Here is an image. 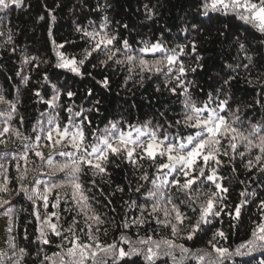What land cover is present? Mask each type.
I'll use <instances>...</instances> for the list:
<instances>
[{
  "label": "trees",
  "instance_id": "obj_1",
  "mask_svg": "<svg viewBox=\"0 0 264 264\" xmlns=\"http://www.w3.org/2000/svg\"><path fill=\"white\" fill-rule=\"evenodd\" d=\"M108 7L97 11V5ZM59 5V6H57ZM148 5L154 10L151 19L147 18L144 6ZM49 10L55 15V21L51 20ZM108 16L109 22L107 31L117 36L115 47H121L119 41L127 39L133 50L142 46L141 41L155 42L161 40L167 48H174L177 45L189 44L195 42L197 51L191 52L190 47L185 49L181 59L185 67H196L195 72L189 71L186 76L187 81H191L190 94L192 99L201 105L207 101V94L216 96V90L219 89L229 75L237 78L231 85L225 89L229 93V109L225 115H230L237 107L240 108L239 116L240 127L242 131L249 129L250 124L264 122V100L261 95L264 94V33L259 32L254 27L238 20L234 15H225L221 12H209L207 16L202 14L201 0H24L23 6L13 8L11 11L0 12V19L6 20L0 23V94H3L9 100L18 99L17 112L9 122L13 129H18L22 136L35 137L39 131L33 132L37 126V121L41 120L46 126L48 115L59 113V121L63 125L68 117L64 110L66 107H72L75 111L81 108L88 110L94 107L96 111H86L88 119L92 121L91 127H86L85 132L91 139L93 129H104L109 122H118L122 128H127L128 124L142 125L146 121H151L153 125L165 124V120L173 121L182 118L184 111L182 106V96H174L165 87V76L160 74L143 73V81L140 82L139 69L131 72L132 79H128L129 65L116 64L108 61L101 65L100 61L105 59L102 53H93L85 61L82 71L85 73L82 77L77 76L67 69L57 67V57L55 54L52 40L57 43L64 41H73L74 45L66 44L62 51L66 55L82 57L84 49L89 45L81 39L80 34L75 32L77 24L89 27H97L103 22V17ZM41 16L43 20L39 19ZM89 22H92L90 25ZM197 25V29H192L191 25ZM124 25L128 27L125 28ZM51 28V37L49 29ZM187 28V32L184 29ZM11 29L12 42L8 43L7 33ZM243 42L246 45L247 55L251 56L252 63L247 69L243 67L248 64L245 53L240 51L238 43ZM12 48L16 51L13 53ZM137 55H139L137 53ZM158 55L152 53L144 54V58L153 60ZM197 56L202 57L199 63L203 67H197ZM25 57H35L32 63H24ZM117 59H123L122 54L117 53ZM39 67H36V65ZM95 65V67H93ZM226 65H232L235 71L230 70ZM239 65V67H237ZM20 75H17V73ZM90 73L91 75H88ZM45 74L47 80L44 79ZM27 76L28 83L24 84L22 77ZM109 79V88H102L97 82L104 77ZM127 81V82H126ZM248 81H252L249 83ZM51 84H56L61 92L73 91L76 95L69 98L61 95L58 104L61 107L55 110L47 106L39 97L35 95L40 91L44 100H48L54 93ZM175 86V85H172ZM157 87L160 91L157 92ZM88 89H92V95L89 96ZM179 92L180 89L178 88ZM219 99H225L224 92H221ZM260 100L261 103H254ZM99 101L97 105L95 102ZM217 100L209 102L210 107H215ZM0 111L7 112V105L0 104ZM45 113L42 117L40 114ZM160 113H164L161 117ZM23 117L21 122L20 117ZM6 125L5 119L0 117V129ZM166 128V125H165ZM172 131L171 129H167ZM184 135L193 130L181 129ZM0 139L6 141L0 144V154L10 152L12 155L22 153L23 144L31 141H21L13 132L0 135ZM42 143L44 141L42 140ZM223 143V142H222ZM226 146V143H225ZM243 151V148H240ZM45 156L49 149L43 148ZM256 153L253 151L252 156ZM248 158H251L249 156ZM54 159L62 161L63 158L54 156ZM227 160L226 157L222 158ZM107 177H92L89 172L81 177L85 188L88 189L87 195L90 197V204L95 212L100 214L105 223L101 225V231L97 235L103 245L119 241L121 235L127 236L133 244L143 237L151 236L154 240L171 239L177 245H184L196 255H205L203 264H209L215 258V252L209 243L213 239V232L221 228L228 239L219 240L217 246L229 247L234 249L237 245L251 239L252 229L256 223L262 219L257 205L260 199H264V185L261 184V174L253 169L251 172L244 167V162L237 158L236 173L233 174L231 166L221 167L220 175L225 177L224 184L229 188L226 203L235 205L239 203L240 192L247 189L249 193L256 192L257 196L250 197V202L242 209L239 220L232 221L227 216H222L213 221L214 227H205L203 231L198 232L192 240L184 238L186 236L188 225L196 218L197 213H193L191 208L180 202L185 199L183 195L177 193L173 188V202L180 205L181 211L191 217V220L185 221L180 226L181 230L176 236L172 235L171 228L164 224H158L155 216L145 214L147 222L129 228H123L122 224L127 220L140 217V209L130 207V202L135 201L137 205L151 203L147 201L144 193L152 187L151 179L156 175V166L151 161H141L142 167L134 168L132 164L123 160V158L109 156ZM163 160H157L161 163ZM21 171L27 168V176L23 184L31 191L34 186V178L48 179L46 175L50 169L34 155H29L27 164L23 160L19 161ZM0 165L7 169V175L11 179L9 188L10 193H0V197L11 201V205H5L0 208V221L4 220L3 227L7 236L6 253L9 260L13 262V251L19 254V249H26L27 255L21 260V264H40L43 255L52 256L53 253L62 252L58 247L62 243L60 237H56L48 232V239L51 243L44 245L37 240L39 229L42 226L34 216V211L39 209L41 216L45 214L42 208V202L37 200L34 206L23 193L17 195L20 182L16 169V161L9 156L7 159L0 158ZM118 165V167H117ZM147 172L149 181L139 179L141 175ZM43 173V174H42ZM62 174L53 177L54 180L62 179ZM96 180V186L91 184L92 179ZM183 179V178H181ZM240 181H245L241 184ZM0 182H3V176L0 175ZM138 185H143L140 193L134 189ZM117 186L125 189L123 193L116 191ZM195 187V186H194ZM212 187L210 184L199 185L201 192H207ZM43 191V185H40ZM102 190V191H101ZM215 190L214 188L212 189ZM61 194V203L53 207L55 203V191L49 196L48 213L56 212L60 218L59 221L53 218V222L58 224V228L67 229L75 218L77 224V234L81 239L87 242L88 238L80 232L85 229L83 215H77L76 205L71 201L64 202L63 194L69 191L68 188L59 190ZM203 199V197H202ZM109 201L111 203L109 204ZM11 206L14 211L11 216L4 215L7 207ZM170 209L171 205H167ZM195 207V205H193ZM160 220H164L163 212L156 214ZM11 221V225H10ZM222 221V223L220 222ZM1 223V222H0ZM173 223L175 221L173 220ZM234 225V226H233ZM12 231L9 232V227ZM106 229V231H105ZM47 231V229H45ZM95 229H93L94 231ZM14 237L16 248L13 249L9 241ZM217 243V241H213ZM64 248L70 245L63 241ZM121 246L127 250L128 244L121 242ZM38 257L37 252L41 251ZM200 250V251H197ZM181 261L180 264H201V262L192 258ZM175 255L180 256L179 249L175 250ZM59 264V257H53ZM135 264H149L142 257H132ZM45 264H51L46 261ZM88 264H91L89 261ZM124 264V262H120ZM155 264H176L171 257L161 256ZM235 264H264V254L260 250L252 253L250 256L235 258Z\"/></svg>",
  "mask_w": 264,
  "mask_h": 264
},
{
  "label": "snow or ice",
  "instance_id": "obj_2",
  "mask_svg": "<svg viewBox=\"0 0 264 264\" xmlns=\"http://www.w3.org/2000/svg\"><path fill=\"white\" fill-rule=\"evenodd\" d=\"M23 3L24 0H0V12L22 7ZM107 7V4H98L97 11ZM144 8L147 18L151 19L155 14L154 10L148 5H145ZM201 9L202 14L205 16L209 12L234 15L238 20L264 33V0H201ZM49 16L52 21H55L56 17L52 14V10H49ZM39 19L43 20L44 17L41 16ZM5 22L7 21L0 19V23ZM108 22L109 18L105 15L98 28L93 26L89 30V27L76 25L75 32L79 33L81 39L89 45L88 48L83 50L80 59H77L76 56L66 55L61 50L66 44L74 45L75 42L57 43L52 40L53 50L57 57L56 66L82 77L85 74L82 71L85 61L92 57L93 53H102L105 59L100 61L101 65L107 64L108 61L121 65L128 64L130 72L128 79H132L131 72L136 69H139L141 74L140 82L143 81L142 74L145 72L150 74L162 73L165 76L166 89L174 96L183 97L181 101L184 109L182 118L173 121L165 120L164 125H153L151 121H146L139 126L128 124L126 129L120 127L118 122L110 121L102 130L93 129L91 139H89L85 128L91 127L92 121L88 119L85 112H98L99 109L97 107L88 110L81 108L79 111H75L72 107H66L64 110L69 115L63 125L58 119V112L55 115H48L46 126L43 121H37V126L33 128V132L39 131L41 134L33 138L22 136L20 131L13 129L9 123L16 114L17 105L20 101L18 99L9 100L3 94H0V104L7 105L9 108L7 112L0 111V117L5 119L7 125L0 129V135L11 131L22 142L31 141V143L23 144L22 153L12 155L6 151L0 154V158L7 159L11 156L16 161V169L19 173L18 181L20 182L17 195L23 193L29 201H32L34 206L37 200L42 202V208L45 210L44 216H41L39 209L34 211L35 218L42 225L37 240L44 245L51 243L48 239V232L60 237L62 240L58 247L63 251L53 253L52 256L43 255L40 264H45L46 261L57 264V260H54L53 257H59V264H88L89 261L91 264H120L122 261L124 264H135L131 260L132 257H142L149 264H155L161 256L171 257L176 264H180L181 261L189 258L188 254L191 253V250L182 244L177 245L171 239L157 241L148 236L147 238H139L133 244L127 236L122 234L119 241L103 245L97 234L100 233V226L105 221L90 204V197L87 195L88 189L82 183L81 177L89 172L92 177L110 176L107 167L110 163V155L123 158L136 169L142 167L141 161H151L156 166V175L150 181L152 187L144 193L146 200L151 203L137 205L135 201H131L130 207L140 209V217L133 218L130 222L126 220L122 227L129 228L132 225L145 224L147 222L145 214L147 213L148 216H155L158 224L169 226L172 235L176 236L181 230L180 226L192 218L181 211L179 204L173 202L172 189L174 188L177 193L185 197L180 202L181 204L188 205L194 214L198 210V215L188 225L184 237L187 240H192L205 227H214L213 221L222 216H227L232 221L239 220L242 209L250 202V197L257 196L256 192L249 193L245 189L239 194L241 197L239 203L235 205L226 203L229 188L224 184L225 177L220 175L219 170L221 167L231 166L232 172L235 174L237 158L240 162L246 160V163H244L245 169L249 172L256 169L261 174V184L264 185V122L250 124L248 130L242 131L240 127H237L240 123L239 107L231 111L230 115L222 114L229 109V93L225 89L237 78L234 75H229L226 79H223L221 87L216 90L215 97L209 93L207 94V101L202 102L199 106L197 105L189 91L192 82L186 80L187 73L189 71L195 72L196 67L186 68L184 61L181 59L186 48L190 47L191 52L197 51L195 42L167 48L161 40L155 42L141 41L142 46L133 50L128 40L124 39L119 41L121 47H115L117 36L107 31ZM89 24L91 25L92 22H89ZM124 27L127 28L128 26L124 25ZM191 27L195 30L198 26L193 24ZM184 31L187 32V28ZM0 35H4V33H0ZM49 36L51 37V28L49 29ZM7 41L8 43L12 42L11 29L7 33ZM238 48L245 53L248 59V64L243 65L247 69L253 58L247 55L246 45L243 42L238 43ZM11 51L14 53L16 49L12 48ZM117 53L122 54L123 59H117ZM147 53L159 55L156 59L148 60L144 58V54ZM35 60V57H25L24 63L29 64ZM200 60H202V57L197 56V67L202 68L203 64L199 63ZM36 67H39V65L37 64ZM226 67L235 71L232 65H226ZM17 75H20V73L18 72ZM88 75L91 74L88 73ZM28 79L27 76H23V83L27 84ZM44 79H48L46 74ZM248 82L252 83V81ZM97 83L105 89L110 86L109 79L106 76ZM51 88L54 93L48 100H44L39 90L35 92V95L54 110L61 107L58 101L62 94L69 98L76 95L71 90L62 93L56 84H51ZM178 88L180 89L179 92L177 91ZM156 91L159 92L160 88L157 87ZM221 92H224L225 95L223 100L219 99ZM87 94L91 96L92 89H88ZM214 99L218 102L215 107H210L209 102ZM261 100H264V94L261 95ZM95 103L98 105L100 102L96 101ZM254 103L259 104L261 101L257 100ZM40 115L43 117L45 113ZM160 115L163 117L164 113H160ZM20 120L23 121L22 116ZM181 129H191L193 131L184 135ZM42 140L44 143H42ZM0 144L6 145V141L0 139ZM241 147L243 151L240 150ZM43 148L49 149L47 156H45ZM253 151L256 153L254 156H252ZM30 154L39 158L50 169L46 174L48 179L34 178V186L31 191L23 184L27 176V168L21 171L19 163L23 160L27 164ZM54 156L63 159L62 161L56 160ZM249 156L251 158H248ZM224 157L227 160L222 159ZM157 160H163V162L157 163ZM58 173L62 174L63 178L54 180L53 177H56ZM0 175L3 176V182H0V193H10L9 184L11 179L3 165H0ZM139 179L149 181L150 177L147 172H144ZM90 182L93 186H96L94 178ZM206 183L212 187L207 192H201L199 185ZM240 183L244 184L245 181H240ZM40 185H43V191L40 190ZM142 187L143 185H138L134 191L140 193ZM64 188L69 189L63 194L64 202L71 201L74 203L77 215H83L85 218L84 224L87 231L80 229V232L88 238L87 242L83 241L81 236L77 234L76 227L79 222L75 218H73L67 229L58 228V224L53 222L54 217L57 221L60 219L57 213L47 212L50 194L55 191L53 207H57L61 203L59 190ZM116 191L123 193L125 189L117 186ZM110 203L111 201H109ZM5 205H11V201L0 197V208H4ZM167 205H171V208L169 209ZM257 210L260 212L262 219L252 229L251 239L237 245L234 249L217 246L219 240L226 241L228 236L221 228H217L213 232V239L209 243L216 255L209 264H235V258L250 256L258 250L264 254V199L259 200ZM13 211L14 209L9 206L3 214L11 216ZM159 212H163L164 220H160L159 216L156 215ZM173 220L175 223H173ZM220 222L222 223V221ZM93 229L95 230L93 231ZM8 230L11 232L12 227L10 226ZM14 240L15 238L12 237L9 241L13 249L16 248ZM63 241H67L70 246L65 249ZM213 241H217V243H213ZM121 242L129 245L127 250L121 246ZM176 249L180 251L179 257L175 255ZM41 252L42 249L36 255L39 257ZM3 255L4 253L0 252V256ZM25 255H27L26 249H19V254L13 251V257H15L13 264H21V260ZM191 256L201 264L205 260V255L191 253ZM0 264H5V261L0 259Z\"/></svg>",
  "mask_w": 264,
  "mask_h": 264
},
{
  "label": "rangeland",
  "instance_id": "obj_3",
  "mask_svg": "<svg viewBox=\"0 0 264 264\" xmlns=\"http://www.w3.org/2000/svg\"><path fill=\"white\" fill-rule=\"evenodd\" d=\"M0 222V252L4 253L3 256H0V259H3L5 264H13V262L9 260V255L6 253L7 236L3 227L4 220Z\"/></svg>",
  "mask_w": 264,
  "mask_h": 264
}]
</instances>
